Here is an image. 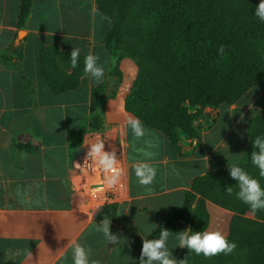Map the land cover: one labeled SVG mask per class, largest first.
<instances>
[{
    "label": "crops",
    "instance_id": "1",
    "mask_svg": "<svg viewBox=\"0 0 264 264\" xmlns=\"http://www.w3.org/2000/svg\"><path fill=\"white\" fill-rule=\"evenodd\" d=\"M19 5L20 0H0V52L17 46L21 53L20 60L10 65L0 61V264H72L73 241L86 246L94 264L137 260L140 235L152 232L157 222L179 209L184 192L190 190L195 177L203 175L207 164L206 173L226 169L227 163L241 159L248 141L247 120L264 107L246 118L255 98L244 106L240 99L227 106L228 110L224 105L205 108L216 116L213 125L196 121L199 138L180 135V152L144 123L145 134L136 138L126 127V118L133 115L125 111L124 102L137 66L124 58L119 64L121 81L115 94L104 102L103 129L81 132L78 127H87L83 122L90 117L94 88L106 82L110 90L117 80L108 77L110 59L104 39L109 23L97 11L94 0H33L20 29L16 25ZM82 10L89 12L83 27ZM51 44L62 51L78 47L83 56L96 54L105 78L93 81L83 76L76 89L53 93L40 70L41 50ZM254 92L256 96L264 94V87ZM222 115L228 119V128L214 134ZM231 128L245 131L240 153ZM101 136L111 148L122 146L124 151L126 189L122 200L111 204L115 212L110 219V232L121 237L118 246L107 243L97 228L103 221L96 218L104 206L101 196L83 188L84 178L76 176L72 168L79 149ZM233 158L236 161L232 162ZM139 161L154 168L151 184L138 183L133 164ZM204 201L209 213L206 230L226 237L234 212ZM186 227L188 223L178 221L172 232ZM175 244L170 233L168 246L178 259L183 248Z\"/></svg>",
    "mask_w": 264,
    "mask_h": 264
},
{
    "label": "trees",
    "instance_id": "2",
    "mask_svg": "<svg viewBox=\"0 0 264 264\" xmlns=\"http://www.w3.org/2000/svg\"><path fill=\"white\" fill-rule=\"evenodd\" d=\"M33 0H20L16 25L22 29ZM103 20L109 23L104 45L109 53L108 77H116L110 90L103 82L92 91L88 130L101 131L104 102L113 96L121 81L119 64L129 58L137 65V75L125 97L124 109L148 128L164 135L180 152L179 138H199L195 125L204 109L236 104L250 89L264 87V22L253 14L258 0H94ZM69 50L56 44L40 53L42 77L53 93L60 95L79 86L84 56L72 67ZM19 47L0 52L4 65L20 60ZM247 146L237 162L264 187V177L251 163V141L264 135V108L247 120ZM228 168L195 177L185 191L178 210L156 223L174 230L182 221L194 230H206L209 213L205 201L234 212L226 240L235 242L232 252L197 255L183 248L177 260L184 264H264V209L255 213L235 196L238 190ZM235 185L232 193L226 186ZM196 204L194 205L195 201ZM113 205L103 206L97 219H112ZM249 213L252 218H246ZM241 254V255H237ZM138 260V259H137ZM126 264H137L136 260Z\"/></svg>",
    "mask_w": 264,
    "mask_h": 264
},
{
    "label": "clouds",
    "instance_id": "3",
    "mask_svg": "<svg viewBox=\"0 0 264 264\" xmlns=\"http://www.w3.org/2000/svg\"><path fill=\"white\" fill-rule=\"evenodd\" d=\"M252 14L260 21L264 22V0H258ZM80 57V49L72 47L68 59L72 67H76ZM99 57L88 52L83 59V73L85 77H90L93 81L104 79V68L98 62ZM126 127L131 130L134 137L139 138L145 134V127L138 117L128 116L126 118ZM220 129V128H219ZM219 131V130H218ZM83 161L80 163L87 171L92 166L99 168L104 175V183L109 187L114 185L120 176V169L117 167V161L112 151L104 150L103 140L97 139L89 141ZM252 149L250 160L259 170V175L264 177V135H257L251 141ZM208 167V164H207ZM206 167V168H207ZM206 168L202 174H206ZM228 175L235 181L237 191L235 196L246 203L250 211L255 213L258 209H264V187L260 182L251 176L238 163H227ZM134 175L140 185L151 184L154 176V168L145 161H139L133 164ZM229 193L233 192V185L225 187ZM98 230L104 235L106 242L112 245L120 244V236L110 232V219L105 218L97 226ZM159 235L155 238L152 232L148 231L141 236V248L137 264H184V259L177 260L168 246L170 233L174 235L175 246L185 248L197 255L204 256L215 255L219 252L228 254L236 247L235 242L228 241L219 231L194 230L192 227H186L182 230L172 232L169 229L159 227ZM72 264H94L90 262L89 251L85 245L78 241L71 243Z\"/></svg>",
    "mask_w": 264,
    "mask_h": 264
},
{
    "label": "built area",
    "instance_id": "4",
    "mask_svg": "<svg viewBox=\"0 0 264 264\" xmlns=\"http://www.w3.org/2000/svg\"><path fill=\"white\" fill-rule=\"evenodd\" d=\"M103 143L105 142L103 136L101 139ZM121 146V145H120ZM122 148V146H121ZM111 148L108 144L104 143V150L112 151L115 155L117 161V167L120 169V176L118 181L109 187L104 183V173L97 167L92 166L87 171H84L82 165L80 164L85 156L87 146H82L79 149V154L77 155L72 168L76 176H82L84 178L82 185L86 190L90 191L93 194H99L101 196V202L105 205H110L114 203H118L122 200L123 194L126 189V181L123 167V148L121 149Z\"/></svg>",
    "mask_w": 264,
    "mask_h": 264
},
{
    "label": "rangeland",
    "instance_id": "5",
    "mask_svg": "<svg viewBox=\"0 0 264 264\" xmlns=\"http://www.w3.org/2000/svg\"><path fill=\"white\" fill-rule=\"evenodd\" d=\"M88 15H89V12L87 11V10H82L81 11V27H83V24L85 25V22L86 21H84V23H83V19L84 20H86L87 19V17H88ZM99 17H98V15H97V17H96V23H98L97 21L99 20L98 19ZM133 61V60H132ZM135 63V62H134ZM136 64V63H135ZM137 66V65H136ZM263 88V87H262ZM262 88H257V89H254L253 91H250L249 93H247L246 95H244L242 98H241V101H240V104L241 105H247L248 103H250V102H252L253 101V99H254V104H253V110H250L246 115H245V117L244 118H246V117H248V116H250V115H253L254 113H256V110L255 109H258V108H260V107H264V94H262V93H259L257 96H256V94H257V92H254V91H256V90H260V89H262ZM256 96V97H255ZM223 108H226V109H224V110H228V107H227V105H224L223 106ZM204 116H202L200 119H202V121H204V124L206 125V126H208L209 124H211V125H213V123H214V120L216 119V116L214 115V113H212V114H210L209 113V111L208 112H206L205 111V109H204ZM243 118V119H244ZM228 120V119H227ZM226 120V118H224V116L222 115L221 117H220V119H219V122H218V124L216 125V127H215V132H214V134H218V132H220V130H225V129H227L228 128V125H229V123H228V121ZM86 124H88V123H86ZM242 125V124H241ZM220 128V129H219ZM78 129H80V131L81 132H85V133H87V134H89V133H93V132H96V130L94 131V130H88V126L87 127H78ZM219 130V131H218ZM80 132V133H81ZM230 132H231V136H234V139H235V142H236V149L239 151V153H240V151L242 150V148H243V145H244V140H245V131H244V129L241 131V132H239L238 133V130H236V129H234V128H231V130H230ZM234 161H236V158H233V160H232V162H234ZM239 161V160H238ZM236 187H235V185H234V187H233V189H235ZM244 216L246 217V218H252V215L251 214H249V213H246V214H244ZM237 255H241V254H237Z\"/></svg>",
    "mask_w": 264,
    "mask_h": 264
},
{
    "label": "water",
    "instance_id": "6",
    "mask_svg": "<svg viewBox=\"0 0 264 264\" xmlns=\"http://www.w3.org/2000/svg\"><path fill=\"white\" fill-rule=\"evenodd\" d=\"M19 34H20V32H19Z\"/></svg>",
    "mask_w": 264,
    "mask_h": 264
}]
</instances>
